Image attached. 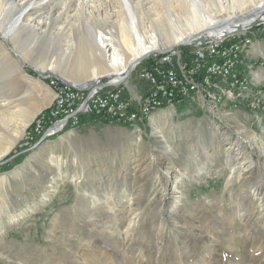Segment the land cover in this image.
I'll list each match as a JSON object with an SVG mask.
<instances>
[{"label":"rangeland","instance_id":"1","mask_svg":"<svg viewBox=\"0 0 264 264\" xmlns=\"http://www.w3.org/2000/svg\"><path fill=\"white\" fill-rule=\"evenodd\" d=\"M97 1L101 2L94 4ZM112 10L109 21L117 24L122 19L116 14L117 4ZM150 10L144 5L145 24L152 28L150 20L159 15ZM254 28L264 35L263 21L240 32L252 42L249 31ZM238 33L223 38L220 48L227 54L218 57L215 66L217 60L200 46L165 40L158 44L165 50L163 57L176 46L182 60L198 58V50L206 55L207 63L199 58L193 74L201 82L212 71L208 85L196 90L201 94L162 106L147 119L139 117L142 124L136 120L130 126L115 125L123 129L108 128L101 125L113 124L91 115V124H74L43 139L31 140L30 130L53 97L47 78L63 77L59 65L73 56H57L53 47L43 56H31L27 64L18 60L29 79H22L26 84L11 109L16 123L29 119L18 141L0 157V178L6 174L0 181V264H264L261 203L254 199L248 213L239 212L240 202L249 198L244 189L264 187V150L257 140L252 144L261 133L252 131L251 122L238 111L221 114L216 109L224 100L247 98L248 109L264 111V90H251L244 72L237 69L241 53L251 43L230 52L237 38H243ZM23 43L4 44L13 55L25 52ZM153 54L158 51L135 64L122 80L126 93L143 84L137 72ZM45 64H52L55 71L43 77L34 70ZM197 97L201 111L189 112ZM159 114L164 119L155 118ZM235 117L237 125L231 122ZM160 134L162 138L157 137ZM228 141H242L247 163L241 164L235 150L225 152ZM163 170L180 176L176 193L165 192L172 175H160Z\"/></svg>","mask_w":264,"mask_h":264},{"label":"bare ground","instance_id":"2","mask_svg":"<svg viewBox=\"0 0 264 264\" xmlns=\"http://www.w3.org/2000/svg\"><path fill=\"white\" fill-rule=\"evenodd\" d=\"M94 1L0 0V30L2 31L0 34V132L4 135H0V157L5 155L18 141L29 119L23 117L24 121L20 124L16 123L13 117V104L17 102L16 97L22 84H26L25 79L28 78L18 60L27 64L31 56H38L40 53L43 56L55 47L58 50L57 56H64V58L73 56V60L67 58L61 63L62 65H59L63 70V77L52 76L47 78L48 80L63 82L70 87H78L74 83L89 84L103 76H110L113 81H122L138 61L150 52L158 50L160 41L165 40L168 44H182L204 38L207 35L218 37L230 33L237 24H245L255 16H262L264 13V0H101L96 4ZM116 4L118 6L116 14H121L120 18L122 19L114 24L109 20L115 14L112 9ZM144 5L159 15L150 20L152 28L145 24V15L147 14L143 13ZM223 14L224 16H222ZM242 16L245 17L240 19L239 17ZM238 36L243 37V33L239 31ZM194 37L196 38L194 39ZM8 40L17 45L24 42L22 46H24L25 52L23 54L13 52L12 55L4 44ZM236 42L237 45L230 48L232 54H235V51H238L241 46L246 47L251 43L246 37H238ZM206 45L207 49H212L206 55L217 60L208 63H212V66L218 65L220 61L217 58H224L227 49H214L218 46V39H210L206 41ZM171 47L173 46L168 49ZM38 49L39 51H37ZM161 51L165 50L160 49L158 52ZM53 55L56 56V53L54 52ZM174 55H176L174 60H182L178 52ZM196 55L200 61L207 63L206 55H202L199 50ZM14 56H17V59ZM163 59H173V51ZM37 69L42 72L46 71V73L55 71L52 64L41 65ZM108 70L110 72H107ZM73 72L83 76L73 77L71 76ZM192 82H199L193 78V74ZM174 83H181V76H174ZM48 85L53 89V95L57 94L56 84L48 81ZM200 86L202 84H198L196 87L184 86L182 94H172V99L164 101L163 104L151 105L147 110L135 112V115H128L123 120L113 118L111 110L100 111L92 116L107 120L113 125L130 126L139 117L147 119L162 106L181 102L194 94H201L196 92ZM153 102L152 91H145L143 103ZM40 113H43V110L38 112V114ZM155 118L164 119V115L159 114ZM92 123L97 124L94 121ZM73 125L69 124L62 129H46L44 136L39 138L58 135ZM157 137L162 138L163 135L160 134ZM256 140L257 138L253 137V145ZM3 141L5 142L3 143ZM227 143L225 152L235 150L242 160L240 163H247L248 157L244 153L245 151L240 150L242 141H228ZM56 144L57 147L62 145L61 143ZM45 154H49V152ZM57 158L60 159V155ZM49 163L50 166L55 165L53 160H49ZM160 175L165 177L172 175V178L167 180L165 192L169 195L176 193V185L180 176L170 170H163ZM4 176L6 174L0 178V181L5 178ZM244 190L249 194V198L245 199L244 204L243 201L240 202L239 208L242 211L239 212L243 215L248 213L252 209L250 204L254 199L261 203L259 205L264 210V187L263 189L255 187ZM13 191H17V189ZM43 199L45 200V197Z\"/></svg>","mask_w":264,"mask_h":264},{"label":"built area","instance_id":"3","mask_svg":"<svg viewBox=\"0 0 264 264\" xmlns=\"http://www.w3.org/2000/svg\"><path fill=\"white\" fill-rule=\"evenodd\" d=\"M260 21H264V19ZM232 34L233 32L218 37L207 35L203 39L200 38L186 44L188 47L200 46L202 52H207L212 49L206 48V41L218 39V46L214 49H220L223 37ZM169 51H173V59H163V51H161L149 56L148 58L151 57L150 64L139 69L137 80L143 83L140 94L126 93L120 84L88 92L80 87H70L63 82L48 80L56 84L57 94L52 95L51 103L43 109V113L36 115V124L31 127L30 139L44 136L46 129H62L69 124H91V115L104 110H111L113 118L123 120L128 115H135V112L147 110L151 105L163 104L164 101L172 99V94H182L184 86L208 85V78L212 71L205 80L192 82V74L197 71L199 58L174 60V53L181 52L180 46ZM224 68L213 67V71H222ZM174 76H181V83H174ZM228 89H231V86ZM145 91H152L154 94L153 103H143ZM142 123L137 120L136 124Z\"/></svg>","mask_w":264,"mask_h":264},{"label":"crops","instance_id":"4","mask_svg":"<svg viewBox=\"0 0 264 264\" xmlns=\"http://www.w3.org/2000/svg\"><path fill=\"white\" fill-rule=\"evenodd\" d=\"M259 32H260L259 28H254L253 30L249 31V36L252 38V42L241 53L240 65L237 66V69L239 71L242 70L244 72V76L248 79V83L251 90L252 89L255 90L257 88L264 90V35L260 34ZM141 91H142V85L140 86L139 89L136 88L134 94H138ZM200 100L201 97H197L196 101L192 103L193 105L191 106V110L188 111L199 113V111H201L199 110ZM247 100H248L247 98L244 101L238 100L234 102L231 100L229 101L224 100L223 102L219 103L216 106V109L219 111L222 110L223 113L220 112L221 114H226V112L228 111H235V112L238 111L239 114H241L243 117H245V119H247V122H251L250 129L252 131L259 130L261 133L257 138V141L261 144L260 145L261 149L264 150V111L256 112L248 109L246 104ZM165 108H169V107H165ZM203 108H206V106ZM206 109L210 113L214 114L212 109L210 108H206ZM178 114H181V112H179ZM231 122L237 125L239 123V120L238 118L235 117L234 119L231 120ZM101 126L108 128L117 127L119 129L126 128L123 126H115L108 124H102ZM261 168L262 167H260V169Z\"/></svg>","mask_w":264,"mask_h":264},{"label":"water","instance_id":"5","mask_svg":"<svg viewBox=\"0 0 264 264\" xmlns=\"http://www.w3.org/2000/svg\"><path fill=\"white\" fill-rule=\"evenodd\" d=\"M245 16H242V17H239L240 19H243ZM264 19V13L262 14V16H255L253 19H251L249 22H246L245 24H237L233 30L230 31L231 32H239V31H242L243 29L247 28V27H251V26H254L255 24H257L260 20ZM223 35V34H222ZM196 37H194L195 39ZM203 39V38H201ZM182 44H186V43H182ZM160 49L158 50H154L152 52H150L148 55H150L151 53H154L156 51H159ZM146 55V56H148ZM145 56V57H146ZM143 57V58H145ZM142 58V59H143ZM141 59V60H142ZM140 60V61H141ZM139 62V61H138ZM25 65V64H24ZM132 70V69H131ZM130 70V71H131ZM38 75L40 76H43L45 77L46 75L50 74V72L48 73H45V72H42L41 70H34ZM103 78H106V81L105 82H102V79ZM122 81L119 80V81H113L112 78L110 76H103V77H100L99 79L97 80H94L92 82H89V84H77V83H74L75 85H77L78 87L80 88H83L85 90H87L88 92H91V91H98L99 89L101 88H104V87H107V86H111V85H114V84H120Z\"/></svg>","mask_w":264,"mask_h":264},{"label":"trees","instance_id":"6","mask_svg":"<svg viewBox=\"0 0 264 264\" xmlns=\"http://www.w3.org/2000/svg\"><path fill=\"white\" fill-rule=\"evenodd\" d=\"M151 62V61H150ZM150 62H149V64H150ZM83 125V124H82Z\"/></svg>","mask_w":264,"mask_h":264}]
</instances>
